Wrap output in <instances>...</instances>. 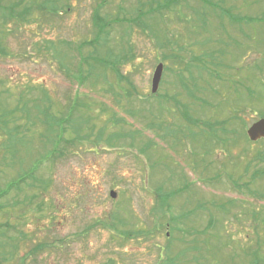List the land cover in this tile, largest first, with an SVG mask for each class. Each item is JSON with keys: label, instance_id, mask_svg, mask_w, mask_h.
I'll use <instances>...</instances> for the list:
<instances>
[{"label": "rangeland", "instance_id": "374dc122", "mask_svg": "<svg viewBox=\"0 0 264 264\" xmlns=\"http://www.w3.org/2000/svg\"><path fill=\"white\" fill-rule=\"evenodd\" d=\"M43 1L0 2L18 3L0 36V191L20 187L0 199V264H264V176L251 178L264 168V138L246 137L264 118V0ZM126 47L120 79L109 61ZM108 51L109 68L81 82L85 62L100 66ZM164 51L185 62L199 53L205 67L163 63ZM159 62L157 93L175 96L189 124L173 98H149ZM43 93L58 117L77 100L85 143L61 157L50 154L57 127L47 132L32 108ZM21 97L36 124L19 109L7 115Z\"/></svg>", "mask_w": 264, "mask_h": 264}, {"label": "trees", "instance_id": "16d2710c", "mask_svg": "<svg viewBox=\"0 0 264 264\" xmlns=\"http://www.w3.org/2000/svg\"><path fill=\"white\" fill-rule=\"evenodd\" d=\"M2 1H5V0H0V2H2ZM46 0H44L43 2H45ZM13 1H11L10 3H12ZM9 3V4H10ZM18 5V3H15V4H10V5H1L0 4V21H1V23L3 24L2 26H1V28H0V36H2V34H5L4 32L6 31V29H5V24H6V22L8 21V20H11V16L13 17L14 15V13H16V6ZM28 6V5H27ZM26 11L28 10V9H25ZM192 11V10H191ZM29 12H27V14H28ZM15 17V16H14ZM13 17V18H14ZM25 17V16H24ZM24 17H23V20H24ZM132 22V21H131ZM103 30V28L102 27H100L99 28V34L100 33H103L104 32V30ZM124 30H126V29H124ZM126 33H127V30H126ZM129 34V33H128ZM107 35V34H106ZM1 39H0V44H1ZM127 48V50H125V49H123V52H121V53H117V55H115V58L113 59V60H111V61H109V59H110V54L113 56V53L111 52H106L105 53V57L104 58H102L101 56H100V58H97V56H96V60H98L99 62H103V63H99V65L100 66H98V65H96L95 63H90L91 62V59H90V61H86L85 62V66H86V68H87V72H86V75H83L80 79H81V82H85V81H87V80H89V78L91 77H93V72H94V70H95V68H97V67H104V70L106 71L109 67H108V64H107V62L109 61V64H110V69H111V71H114L115 73H117L118 72V76L120 75V72L117 70V69H115L116 67H118V65H119V63H121V58L120 57H126V54H127V52H128V49H129V47H126ZM0 51H1V49H0ZM124 51H126V52H124ZM158 51V50H157ZM95 52V51H94ZM159 52V51H158ZM178 54H182L180 51H178V52H176V53H174V55H173V53L172 52H170V51H164V53L162 54V55H160L161 56V58H162V62L164 63L165 61H169V62H167L168 64L169 63H171V64H175V65H178L176 62H175V60H180V61H182V62H184V64L186 63V65H190V64H194L195 62H198V64H194V66H198V68L200 69V70H203V68L205 67V65H204V63H203V60H204V57H202V55L201 54H199V53H195V54H193L192 56H191V60L190 61H187V62H185L183 59H181L180 57H179V55ZM196 55H201V56H196ZM203 55H205V54H203ZM206 57H207V55H206ZM162 62H159L157 65H156V67L158 66V65H162V67H163V63ZM218 62H214L213 61V65H217L218 66ZM164 66H165V64H164ZM167 67V66H166ZM177 67V66H176ZM172 69H174V68H172ZM162 72H163V70H162ZM87 73H88V75H87ZM121 76V78L120 79H122L123 78V76L122 75H120ZM119 76V77H120ZM104 79L106 78V76H104L103 77ZM93 83H96V82H93ZM130 83V82H129ZM128 83V84H129ZM129 86H130V84H129ZM197 86V85H196ZM131 92H130V90H128L127 88L124 90V97H127L128 99H130V97H133V96H137V93H136V91H135V88H134V86H132L131 87ZM185 90H187V88H185ZM159 90H157V92H158ZM162 91V94L160 93H157L156 92V94H152V96L151 97H149L150 99H152L153 101H154V103H155V100H156V103H155V105L156 106H158V105H160L161 103L162 104H164V103H167L169 100H171V98H173L174 99V103L177 105H175V107L177 108V109H179V105H178V101H177V99L175 98V96H170L169 94H167L168 93V91L166 90V93H165V91H163V89L161 90ZM189 96L190 97H192V95H190L189 94ZM40 98H31L33 101H34V103L32 104V108L34 109V111L36 112V114H35V116L36 117H38V114H40L43 118H42V122L45 124V127H46V129L48 128L50 131H52V129H54V128H56L57 129V133H56V143H54V146H56L53 150H51V153L50 154H52V157L54 156L55 158L56 157H61V156H63L64 154H65V146H73V144L78 140L79 142H80V145H82V143H81V141H83L84 142V138L82 137V136H78V134H79V131H81V127H77V121H75V120H72V118H71V112L73 111V110H75L76 108H77V106H76V101L77 100H71L70 101V103H69V105H68V108H67V110H66V112H65V114H66V116H61V117H58V116H56V115H54L53 113H52V101H51V98L49 97V95H48V93L46 94V93H43L41 96H39ZM0 98H1V101H2V95L0 96ZM196 99V98H195ZM194 99V100H195ZM19 101V103L20 102H22L23 104H21V107H17L16 106V108H14V109H12V111H10V112H7V115L8 116H11V114H15V112L17 111V109H19L18 111L19 112H25L24 114H21V116H20V118L22 119V117H23V121H26V123H31V125H34V124H36L37 123V121L35 120V121H30V120H33V118L30 116V112H33V109H31V111L29 110V108H28V105H27V100L26 101H23V97H21V99L20 100H18ZM143 103H146V102H149L148 100H147V97H144L143 98ZM146 101V102H145ZM149 106H151V105H149ZM161 107H163V106H161ZM178 111V113L180 114L181 113V116H182V118L187 122L188 121V123L187 124H189V119H188V116H187V114L185 113V111H182V110H177ZM125 112L127 113V114H129L130 116H132V117H135L136 116V113L138 114V117H143V118H145L144 116H143V114L141 113V112H138V110H137V112L136 111H134V110H130V109H127V110H125ZM16 115V114H15ZM23 115V116H22ZM15 117V116H14ZM19 118V119H20ZM154 117H153V121L152 122H149L148 123V127H151V126H154ZM235 119H236V117H235ZM225 122L226 121H223L222 123H223V125L225 124ZM41 123V122H40ZM83 124V123H87V121H83V122H80V124ZM121 123H125V120L123 119V118H113V124L114 125H116V126H118V125H120L121 126ZM27 125V124H26ZM47 125V126H46ZM64 125H67V127H70L71 129H72V133L75 135V136H77V137H75L74 138V140H68V139H65L64 138V134H66V132L67 131H69V128H67L66 129V127L64 126ZM16 128L17 129H19V125H15V130H16ZM48 129H47V132H48ZM223 131V133H226V130L225 129H222ZM101 134V133H100ZM100 134H98L99 135V140L101 139V137H100ZM134 134H137V133H134ZM134 134H131V135H134ZM128 134H115V133H110L109 135H108V139H107V141L108 140H113V139H115L116 141H118V140H120L122 137H126ZM194 136V135H193ZM115 137V138H114ZM165 138V137H164ZM131 139V138H130ZM133 139V138H132ZM131 139V140H132ZM213 139H216L217 141H218V143H220V144H222V145H224V142H225V139H222V138H220L219 136H214V138ZM85 143V142H84ZM130 143H133V142H130ZM64 145V148H63V150L61 149V150H59L60 148H61V145ZM107 145H109V146H112V145H114L113 143L112 144H107ZM133 145V144H132ZM54 158V159H55ZM54 159L51 161V162H54ZM262 159H264V155L262 156V158H261V160ZM255 174L256 175H259V176H264V168H263V170L261 171V172H254V174H253V176L251 177V178H255ZM234 183V182H233ZM235 184V183H234ZM249 184V183H248ZM248 184H241V185H236V187L238 186V188H241L242 186H246V187H248ZM10 190H14V191H19L20 190V187H19V182H16V181H12V182H10L9 184L7 183L6 184V188H5V190H3V191H0V199H3V197H5L6 196V194L8 193V191H10ZM171 192H172V194H174L175 193V189H172L171 190ZM171 197V195L170 194H167V197L165 198V202L163 203L164 205L166 204V205H169L168 204V198H170ZM161 204V203H160ZM159 204V205H160ZM232 204H233V202H232ZM215 207H217V208H219V210H221V211H224L225 210V206H224V204H213ZM234 205V204H233ZM236 207V206H235ZM0 208H2V204H0ZM3 209V208H2ZM113 214H112V216H111V219L110 220H112V222H113ZM112 222H109V224H108V226H109V228L110 229H112V225H111V223ZM114 224H115V220H114ZM116 225V224H115ZM117 226V225H116ZM212 226V224L211 225H209V227H211ZM258 245H259V243H258ZM257 246V245H256ZM260 250V249H259ZM208 252H210V249L208 248Z\"/></svg>", "mask_w": 264, "mask_h": 264}, {"label": "water", "instance_id": "95a60500", "mask_svg": "<svg viewBox=\"0 0 264 264\" xmlns=\"http://www.w3.org/2000/svg\"><path fill=\"white\" fill-rule=\"evenodd\" d=\"M162 70H163L162 65H158L154 70V73L151 79V93L152 94H155L158 89L159 82L162 76ZM246 135H247V138L251 142H256L259 139L264 138V119H260L257 122L253 123L249 127V129L246 131ZM110 196L114 198L115 193L110 192Z\"/></svg>", "mask_w": 264, "mask_h": 264}]
</instances>
